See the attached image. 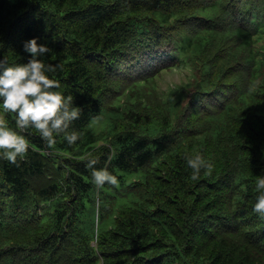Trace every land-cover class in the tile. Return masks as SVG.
Instances as JSON below:
<instances>
[{
	"label": "trees",
	"instance_id": "trees-1",
	"mask_svg": "<svg viewBox=\"0 0 264 264\" xmlns=\"http://www.w3.org/2000/svg\"><path fill=\"white\" fill-rule=\"evenodd\" d=\"M32 37L82 136L31 129L26 158L0 160V264H264V0H0V59L27 63ZM171 69L195 86L164 100L149 88ZM196 154L213 171L193 181Z\"/></svg>",
	"mask_w": 264,
	"mask_h": 264
},
{
	"label": "clouds",
	"instance_id": "clouds-1",
	"mask_svg": "<svg viewBox=\"0 0 264 264\" xmlns=\"http://www.w3.org/2000/svg\"><path fill=\"white\" fill-rule=\"evenodd\" d=\"M23 50L30 54L27 63L9 64L0 59V160L14 165L23 161L30 149V141L24 134L28 130L34 129L49 147L61 137L71 146L82 136L72 129L73 122L80 117V106L74 104L72 95L57 91L60 82L50 76L59 66L41 59L50 52L48 45L32 37L24 41ZM8 114L15 116V127L10 126ZM81 159L86 161L85 168L91 170L92 182L98 188L120 184L117 175L107 168L111 157L99 169L95 167L99 158L91 153ZM185 160L193 181L199 179L202 170L208 175L213 171L212 163L201 154L185 156ZM255 188L253 211L264 217V176L258 177Z\"/></svg>",
	"mask_w": 264,
	"mask_h": 264
},
{
	"label": "rangeland",
	"instance_id": "rangeland-1",
	"mask_svg": "<svg viewBox=\"0 0 264 264\" xmlns=\"http://www.w3.org/2000/svg\"><path fill=\"white\" fill-rule=\"evenodd\" d=\"M12 2H15L16 0H11ZM165 63H159L158 68H163ZM140 70L146 69L145 65H141ZM122 78H126L125 76H122ZM123 87L127 86V82L124 81L122 84ZM194 80L188 70H160L158 74H156V77L154 79V85L149 88L150 91H154L157 94V97H161L165 100L166 94L174 93L175 89L178 87H183L185 90V93H189L190 91L194 90ZM112 92V91H111ZM164 96H161L163 95ZM114 97H120V100L118 101V104H122L123 106L124 99L126 98V93L124 94H114ZM187 101H182L181 104L178 106L179 108H182L184 104ZM106 118V117H105ZM108 118H106L107 120ZM99 128V126H98Z\"/></svg>",
	"mask_w": 264,
	"mask_h": 264
}]
</instances>
